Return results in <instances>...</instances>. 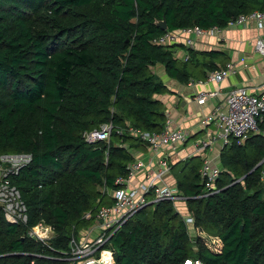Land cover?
<instances>
[{
  "label": "trees",
  "instance_id": "16d2710c",
  "mask_svg": "<svg viewBox=\"0 0 264 264\" xmlns=\"http://www.w3.org/2000/svg\"><path fill=\"white\" fill-rule=\"evenodd\" d=\"M255 10L264 12V0H0V163L3 155H32L8 176L28 221L9 222L0 206V264H70L72 238L115 203L111 192L143 144L127 129L165 125L157 96L170 89L153 68L161 64L185 83L194 57L210 72L224 55L188 48L190 58L182 61L175 53L184 44L155 40L195 25L225 28ZM163 19L167 30L157 24ZM108 122L110 144L86 140V131ZM220 159L218 191L207 196L201 156L171 164L194 226L219 237L220 252L188 227L172 201L162 200L112 234L106 245L114 264H264V163L255 168L264 159V135L232 139ZM41 222L54 232L46 243L29 234Z\"/></svg>",
  "mask_w": 264,
  "mask_h": 264
},
{
  "label": "built area",
  "instance_id": "2783aa9c",
  "mask_svg": "<svg viewBox=\"0 0 264 264\" xmlns=\"http://www.w3.org/2000/svg\"><path fill=\"white\" fill-rule=\"evenodd\" d=\"M252 20L256 21L259 27H264V12L255 10L248 14H241L231 19L225 28L244 25ZM223 29L218 26L204 29L195 25L190 28L167 32L157 38L155 42L164 45L184 44L188 48H193L195 37H202L206 34L216 36L221 34ZM256 49L264 57V36L257 39ZM189 58L190 55H186L185 61ZM235 71L234 64H228L224 68L210 71L204 79L198 81L192 79L190 82L192 84L194 82H220L229 73ZM220 94V90H206L200 91L195 98L200 105H204L209 99ZM225 103L226 109L217 107L204 119V124H215L218 130L197 141L199 153L211 148L217 141H222L223 145H228L232 139H237L243 143L254 133L261 132L264 135V130L259 128V119L264 117V84L258 92H252L246 87L234 88L227 93ZM112 130L113 124L108 122L102 124L100 128L86 131L84 135L88 142L105 141L110 144ZM117 130L123 132L122 129ZM127 131L150 148L158 159L156 162L135 159L129 166L128 177L118 178L117 183L122 184V186L111 192L115 203L110 207H101L96 214L97 223L95 225L99 233L91 238L88 236L82 239L72 238L70 264H114L113 250L106 245L108 240L131 216L150 202L149 196L153 197L152 201L170 200L174 204L181 202L180 200H186V197L179 194L177 184L170 185L166 182V177L171 171V163L168 158L171 152L167 151L175 150L179 144H184L189 139V134L184 129L173 126V120L169 117L160 131L142 130L133 126H130ZM31 160L32 155L28 153L1 156L0 206L6 219L12 223H27L28 213L21 192L11 184L8 176ZM148 166L153 169L152 173L143 181L134 184L135 176ZM221 170L222 168L212 157L203 156L201 175L207 186V192L202 196L218 191L217 179ZM178 210L180 211L179 208ZM183 216L191 229L195 224V218L190 213L183 214ZM84 217L91 218L92 213L89 211L85 213ZM52 233V227L44 222L39 223L29 231L31 237L45 243L53 237ZM201 234L205 239L208 237L215 238L214 243L208 245L213 251L214 249L216 252L221 251L223 243L219 237L205 234L202 230ZM185 264L203 263L200 260H187Z\"/></svg>",
  "mask_w": 264,
  "mask_h": 264
},
{
  "label": "crops",
  "instance_id": "0c3cea01",
  "mask_svg": "<svg viewBox=\"0 0 264 264\" xmlns=\"http://www.w3.org/2000/svg\"><path fill=\"white\" fill-rule=\"evenodd\" d=\"M260 36H264V27H259L257 22L252 20L244 25L224 28L222 33L216 36L206 34L202 37H195L193 49L197 52L215 50L224 53L223 56L215 58L220 66L219 69L228 64H234L236 71L229 73L220 82H194L192 84L190 82L192 79L197 81L204 79L205 74L209 73L201 65L205 60L198 61L195 57L194 62L189 66L193 77L185 83L170 78L161 64L153 68L170 89V92L157 96L164 103L167 118H172L173 126L182 128L189 134V139L184 144H179L175 150L167 151L171 152L168 156L171 164L197 155L203 159V156L207 155L222 168L220 157L225 147L222 141H217L211 148L201 153L198 152L196 143L199 139H204L218 130L215 124H204L203 121L217 107L226 109L225 99L230 90L246 87L252 92H258L264 84V57L256 49V41ZM188 54V47L180 48L175 53L176 57L182 61H185ZM206 90H220L221 94L209 99L206 104L200 105L195 96L200 91ZM133 152L135 159H144L149 162H156L158 159L157 155L144 144L135 148ZM152 171L153 169L148 166L135 176L133 183L138 184L139 181H143ZM166 182L170 185L176 184L172 170L167 175ZM179 209L182 214L189 213L186 201L180 202ZM191 228L195 233L199 232L198 234L202 235L199 227L193 225Z\"/></svg>",
  "mask_w": 264,
  "mask_h": 264
},
{
  "label": "rangeland",
  "instance_id": "374dc122",
  "mask_svg": "<svg viewBox=\"0 0 264 264\" xmlns=\"http://www.w3.org/2000/svg\"><path fill=\"white\" fill-rule=\"evenodd\" d=\"M263 180H264V174H263ZM149 200L152 201V200H153V197L150 196V197H149ZM180 201H181V202H184V201H186V200H180ZM175 207H176L177 209L180 208V202H178L177 204H175ZM191 230L193 231L192 228H191ZM193 232H194V231H193ZM97 233H98V229L96 228V225H93V226L90 227L89 229H84V230H82V232H79L77 236H78V238H80V239H82V238L85 237V236H88L89 238H91V237L96 236ZM53 234H54V232L52 233V236H53ZM213 240L215 241L216 239L213 238V237H212V238L208 237V238L205 239L206 243L209 244V245H212V244L214 243ZM214 251H216V250L214 249Z\"/></svg>",
  "mask_w": 264,
  "mask_h": 264
},
{
  "label": "water",
  "instance_id": "95a60500",
  "mask_svg": "<svg viewBox=\"0 0 264 264\" xmlns=\"http://www.w3.org/2000/svg\"><path fill=\"white\" fill-rule=\"evenodd\" d=\"M157 24L159 25V26H161L162 27V29H164V30H167L168 29V24H167V21L165 20V19H163V20H159V21H157ZM264 163V159L255 167V168H257L258 166H260L261 164H263ZM254 168V169H255ZM253 169V170H254ZM154 203V201H151L150 203H148V204H153ZM147 204V205H148Z\"/></svg>",
  "mask_w": 264,
  "mask_h": 264
}]
</instances>
